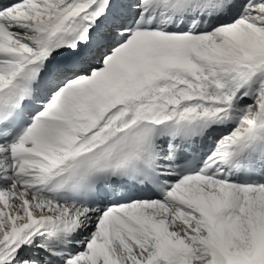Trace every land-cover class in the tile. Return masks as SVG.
Returning a JSON list of instances; mask_svg holds the SVG:
<instances>
[{"label": "snow or ice", "instance_id": "1", "mask_svg": "<svg viewBox=\"0 0 264 264\" xmlns=\"http://www.w3.org/2000/svg\"><path fill=\"white\" fill-rule=\"evenodd\" d=\"M0 264H264V0H0Z\"/></svg>", "mask_w": 264, "mask_h": 264}]
</instances>
